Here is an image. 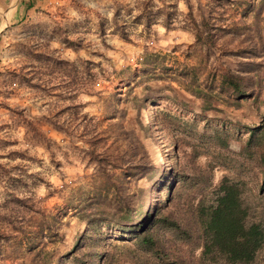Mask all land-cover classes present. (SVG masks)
<instances>
[{"label": "trees", "instance_id": "1", "mask_svg": "<svg viewBox=\"0 0 264 264\" xmlns=\"http://www.w3.org/2000/svg\"><path fill=\"white\" fill-rule=\"evenodd\" d=\"M213 2L210 13L207 16L199 13L198 21L189 11L196 43L203 47V60L210 62V52L224 39L220 56L233 59L236 68L224 66L223 70L213 71L206 70L205 66V72L202 69L199 72L185 65L176 75L179 86L199 102L198 117L203 125L192 126L200 141L198 145H191L192 150L187 152L174 138V130L183 123L178 113L159 112L156 116L150 113L162 99L171 100L173 105L188 111L192 110L190 104L179 100L174 93L172 97H163V86L147 85L142 97L134 96L130 100L136 114L133 127H124L122 118L119 124L110 126L112 129L98 130L81 140L83 154L89 165H93L99 182L98 193L104 196L88 201L77 211L78 221L73 225L69 246L64 251L47 248L46 242L54 239L59 244L67 243L68 224L55 225L50 215L8 191V200L0 206V220L10 229L2 231L0 228V255L4 245L25 238L27 253L18 264H120L126 261L137 264V260H132L138 258L135 248L144 252L141 264L144 261L146 264H264V211L255 217L254 208L257 211L260 208L259 197L253 191L248 193L245 181L240 178L247 171L253 172L257 192L264 195V112L258 109L264 89V0L255 4L248 0ZM228 4L246 5L248 11L255 14L253 26L244 21L239 28H232L227 22L222 24ZM35 5V0L24 1L26 11ZM216 12L219 16L213 15ZM146 24L148 27L147 15ZM117 28L126 40L122 27ZM227 35L231 38L225 39ZM145 62L152 71L145 74H155L156 62ZM158 78L153 75L145 80ZM141 81H135L136 86L143 84ZM250 109L258 119L256 123L230 117L232 113H248ZM142 111L146 112V122L140 117ZM47 122L56 131L71 135L60 123L50 119ZM243 134L246 139L240 152L234 154L233 159L224 156L231 136ZM143 139L153 148L145 145ZM161 140L166 141V148L170 149L165 161ZM201 148L205 151H200ZM157 153L163 156L159 160L153 159ZM202 157L208 162L200 163ZM217 167L225 173L214 183ZM5 179L15 181L0 165V182ZM141 180H146V187L138 186ZM12 204L23 205L27 213L34 211V215L27 216L23 222L19 212L10 210ZM109 236H119L125 241L128 253L105 250L106 245H111L107 241Z\"/></svg>", "mask_w": 264, "mask_h": 264}, {"label": "rangeland", "instance_id": "2", "mask_svg": "<svg viewBox=\"0 0 264 264\" xmlns=\"http://www.w3.org/2000/svg\"><path fill=\"white\" fill-rule=\"evenodd\" d=\"M24 1L0 0V26L3 27L0 31V165L15 179L0 182V206L8 200V191H13L34 209L50 215L55 225L68 224L66 244H59L55 239L46 242L47 248L64 251L70 244L73 225L78 221L77 211L88 201L104 196L98 193L99 182L93 165H89L83 154V137L112 129L110 126L119 124L122 118L124 127H133L136 114L130 100L134 96L142 97L147 85L163 86V97H172L174 93L179 100L188 102L192 110L178 108L171 100L162 99L150 113L152 116L159 112L178 113L183 123L174 130L173 136L190 152L191 145L197 146L200 142L192 126L200 128L203 123L198 117L199 102L179 86L176 75L185 65L200 72L205 66L206 70L213 71L223 70L224 66L234 69L236 63L220 56L224 39L210 52V62L203 60V47L196 43L189 11L198 21L199 13L205 16L210 13L215 5L213 0H183L186 11L180 8L181 0H35L34 8L27 11ZM248 1L255 4L260 0ZM216 13L213 15L219 16ZM254 17L246 5L228 4L221 23L239 28L244 21L253 26ZM117 27H122L126 40ZM159 28L164 29L163 35ZM232 35L233 32L229 33ZM229 36L225 39L231 38ZM169 40L172 43H167ZM213 57L220 58L214 60ZM145 61L156 62L155 74H145L152 73ZM262 74L264 78V71ZM153 75L160 78L146 82L145 79ZM200 80L203 77L200 76ZM135 81L143 84L136 86ZM258 109L264 112V89ZM140 117L146 122L145 111ZM230 117L248 123L258 121L253 109L248 113H232ZM47 119L67 127L71 135L56 131ZM245 137L244 134L231 136L223 155L233 159L234 154L240 152ZM165 142L164 161L170 150ZM143 143L153 148L147 139H143ZM202 144L205 146L204 142ZM161 157L158 153L153 155L155 160ZM207 162L205 157L200 160L202 164ZM224 173L217 167L214 183ZM117 174L120 175V171ZM240 176L246 183L245 190L259 197L260 208L251 211L257 217L264 211V195L257 192L253 172ZM138 186L146 187V180H141ZM10 210L19 212L23 222L27 216L34 215V211L27 213V208L20 204H12ZM0 228L2 231L10 229L1 220ZM117 237H107L116 247L106 245L105 250L128 253L124 245L127 243ZM26 241L20 238L4 245L0 264L21 262L27 253ZM134 253L138 258L132 260L141 264L144 252L135 248Z\"/></svg>", "mask_w": 264, "mask_h": 264}, {"label": "clouds", "instance_id": "3", "mask_svg": "<svg viewBox=\"0 0 264 264\" xmlns=\"http://www.w3.org/2000/svg\"><path fill=\"white\" fill-rule=\"evenodd\" d=\"M13 2H15V0H13ZM180 8H181V10L186 11L185 6H184V3H183V0H181ZM0 11H2V9H0ZM109 15H111V14H109ZM2 30H3V27L0 26V31H2ZM158 31L160 32L161 35H163V33H164V29L163 28H159ZM177 42H179V41H177ZM167 43H172V41L169 40ZM53 47H58V45H53ZM82 99H85L86 100L87 98L86 97H82ZM42 194H43V191H41V195Z\"/></svg>", "mask_w": 264, "mask_h": 264}, {"label": "water", "instance_id": "4", "mask_svg": "<svg viewBox=\"0 0 264 264\" xmlns=\"http://www.w3.org/2000/svg\"><path fill=\"white\" fill-rule=\"evenodd\" d=\"M5 16V15H4ZM4 21L6 22V18L4 17Z\"/></svg>", "mask_w": 264, "mask_h": 264}]
</instances>
